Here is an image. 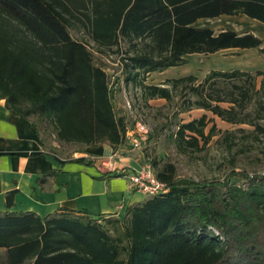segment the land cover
Here are the masks:
<instances>
[{"label":"trees","instance_id":"1","mask_svg":"<svg viewBox=\"0 0 264 264\" xmlns=\"http://www.w3.org/2000/svg\"><path fill=\"white\" fill-rule=\"evenodd\" d=\"M239 15L264 25V0H0V100L35 127L42 145L53 134L65 144L120 147L129 119L112 104L110 76L94 59L109 52L121 68L117 91L123 82L145 101L179 97L178 113L203 110L264 134V71L212 70L201 81L190 75L145 84L150 73L181 67L192 55H264V40L250 32L193 26ZM72 29L86 40H75ZM176 125L169 138L182 152L216 135L205 116ZM155 176L166 192L127 207L123 220L0 212V264H264V172L197 182L165 165ZM15 193L6 194L7 209Z\"/></svg>","mask_w":264,"mask_h":264},{"label":"rangeland","instance_id":"2","mask_svg":"<svg viewBox=\"0 0 264 264\" xmlns=\"http://www.w3.org/2000/svg\"><path fill=\"white\" fill-rule=\"evenodd\" d=\"M243 18L245 17L242 15L235 16L232 18L233 23L224 26H230L229 29L241 33L250 32L264 40V27H262L264 25L247 22ZM205 27L216 29L215 32L219 29L218 25L209 24ZM71 35L77 41L86 40L82 31L72 29ZM94 59L95 63L102 66L110 76L112 104L117 111H123L129 119L124 143L117 148H112L108 144L89 148L79 144L57 142L52 134L47 137L43 145L50 154L65 161L90 160L97 164L98 169L105 172L116 173L115 168L121 167L118 172L125 174L130 173L126 166L128 164L137 167V170L131 173L141 172L147 167L156 173L165 165H171L176 178L192 179L197 182L223 180L229 172L245 171L249 174L264 172V134L257 133L254 127L233 125L210 112L198 109L178 113L179 104L182 102L179 97L171 103L163 99L145 101L138 88L132 85L126 86L123 82L120 83L118 86L120 89L117 91L115 82L121 70L118 55L109 52L100 55L94 52ZM212 70H241L251 73L264 71V55L258 51L217 53L206 57L192 55L181 67L170 68L162 73H150L145 84L161 86L168 79L190 75L201 81ZM260 81L261 78H257V87ZM202 116L206 118L207 130L215 126L216 135L206 144L199 141L197 148L185 146V151H180L169 138L176 132V124L186 123ZM48 132L51 134L52 127H49ZM231 182L237 181L233 178ZM143 196L145 200L149 198ZM124 214L117 217L123 220ZM3 258V253L0 251V263L4 261Z\"/></svg>","mask_w":264,"mask_h":264},{"label":"crops","instance_id":"3","mask_svg":"<svg viewBox=\"0 0 264 264\" xmlns=\"http://www.w3.org/2000/svg\"><path fill=\"white\" fill-rule=\"evenodd\" d=\"M233 17L235 16H231V19L229 16L201 19L193 26L206 28L209 24L218 25L216 33L233 30L229 29L230 26H224L229 25ZM243 19L257 24V21L247 17ZM235 51L257 50L231 49L218 53ZM89 162L90 160L65 161L45 151L35 127L8 111L4 100H0V212H31L41 219L59 210L94 217H117L124 214L127 207L145 201L143 195L129 190L124 177L111 178L105 175L107 171L98 169L94 162L88 165ZM126 166L129 174L137 170L134 165ZM115 169L119 173L121 167ZM51 171H56L57 174L51 178L46 177L40 184L37 183L38 179ZM14 190L16 193L13 196V205L7 209L6 194ZM0 251L4 257L5 249Z\"/></svg>","mask_w":264,"mask_h":264},{"label":"built area","instance_id":"4","mask_svg":"<svg viewBox=\"0 0 264 264\" xmlns=\"http://www.w3.org/2000/svg\"><path fill=\"white\" fill-rule=\"evenodd\" d=\"M124 178L127 180L130 191L141 193L148 197L166 192L165 184L156 178L154 171L150 167L138 173L126 174Z\"/></svg>","mask_w":264,"mask_h":264}]
</instances>
